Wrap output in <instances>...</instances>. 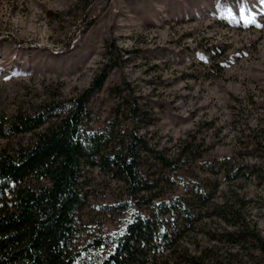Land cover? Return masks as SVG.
I'll use <instances>...</instances> for the list:
<instances>
[{"label":"rangeland","instance_id":"obj_1","mask_svg":"<svg viewBox=\"0 0 264 264\" xmlns=\"http://www.w3.org/2000/svg\"><path fill=\"white\" fill-rule=\"evenodd\" d=\"M100 71L102 89L87 104L94 116L117 102L120 126L168 159L184 144L234 158L248 133L264 134V0H0V110L72 97ZM127 99L133 122L121 120ZM140 155L143 167L151 162ZM79 180L81 228L114 231L127 211L122 182L89 167ZM220 192L243 200L264 238V180L221 183ZM221 227L202 220L177 250L227 249L207 236Z\"/></svg>","mask_w":264,"mask_h":264},{"label":"trees","instance_id":"obj_2","mask_svg":"<svg viewBox=\"0 0 264 264\" xmlns=\"http://www.w3.org/2000/svg\"><path fill=\"white\" fill-rule=\"evenodd\" d=\"M104 77L96 73L72 97L0 110V264H264V238L246 219L243 200L220 192L221 183L264 180V134L248 133L234 158L203 157L184 144L168 159L120 126L117 102L112 114L89 111ZM124 110L122 121L136 120L131 100ZM141 151L151 159L144 167ZM83 167L124 186L126 217L112 232L89 235L80 226ZM205 219L222 225L207 236L227 249L178 251Z\"/></svg>","mask_w":264,"mask_h":264}]
</instances>
